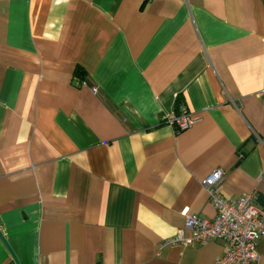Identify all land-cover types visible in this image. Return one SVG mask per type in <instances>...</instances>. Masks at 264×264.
<instances>
[{
    "label": "crops",
    "instance_id": "1",
    "mask_svg": "<svg viewBox=\"0 0 264 264\" xmlns=\"http://www.w3.org/2000/svg\"><path fill=\"white\" fill-rule=\"evenodd\" d=\"M217 169L224 198L264 208V0H0V232L19 264H214L222 241L168 239L216 215Z\"/></svg>",
    "mask_w": 264,
    "mask_h": 264
},
{
    "label": "built area",
    "instance_id": "2",
    "mask_svg": "<svg viewBox=\"0 0 264 264\" xmlns=\"http://www.w3.org/2000/svg\"><path fill=\"white\" fill-rule=\"evenodd\" d=\"M194 122L187 110L168 120L176 132L189 128ZM221 179L222 171L217 169L202 182L216 215L212 219L187 215L183 228L168 242L206 244L216 239L222 241L225 248L214 264H256L258 254L255 244L257 239L264 237V208L255 206L254 192L236 199L224 198L219 191ZM185 230L189 231V236L184 235Z\"/></svg>",
    "mask_w": 264,
    "mask_h": 264
},
{
    "label": "water",
    "instance_id": "3",
    "mask_svg": "<svg viewBox=\"0 0 264 264\" xmlns=\"http://www.w3.org/2000/svg\"><path fill=\"white\" fill-rule=\"evenodd\" d=\"M0 237L2 238V240L4 241V244L7 246L12 258H13V261L15 264H19V261L17 260V257L15 256V254L12 252L10 246L8 245V243L6 242V240L3 238L1 232H0Z\"/></svg>",
    "mask_w": 264,
    "mask_h": 264
}]
</instances>
